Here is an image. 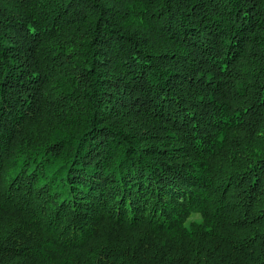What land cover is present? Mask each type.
<instances>
[{"label": "trees", "instance_id": "1", "mask_svg": "<svg viewBox=\"0 0 264 264\" xmlns=\"http://www.w3.org/2000/svg\"><path fill=\"white\" fill-rule=\"evenodd\" d=\"M0 264H264V0H0Z\"/></svg>", "mask_w": 264, "mask_h": 264}, {"label": "clouds", "instance_id": "2", "mask_svg": "<svg viewBox=\"0 0 264 264\" xmlns=\"http://www.w3.org/2000/svg\"><path fill=\"white\" fill-rule=\"evenodd\" d=\"M202 222V221H201ZM185 227H188V225L187 224H185Z\"/></svg>", "mask_w": 264, "mask_h": 264}, {"label": "rangeland", "instance_id": "3", "mask_svg": "<svg viewBox=\"0 0 264 264\" xmlns=\"http://www.w3.org/2000/svg\"><path fill=\"white\" fill-rule=\"evenodd\" d=\"M196 217V216H195Z\"/></svg>", "mask_w": 264, "mask_h": 264}]
</instances>
